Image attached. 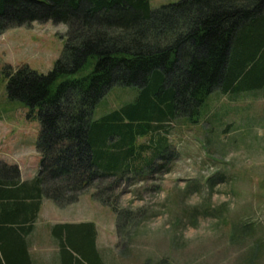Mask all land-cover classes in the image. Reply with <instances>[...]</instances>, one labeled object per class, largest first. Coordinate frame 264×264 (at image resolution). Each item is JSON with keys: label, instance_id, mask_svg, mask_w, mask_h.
<instances>
[{"label": "trees", "instance_id": "16d2710c", "mask_svg": "<svg viewBox=\"0 0 264 264\" xmlns=\"http://www.w3.org/2000/svg\"><path fill=\"white\" fill-rule=\"evenodd\" d=\"M34 21L65 24L66 38L47 73L6 66L8 96L36 109L39 120L35 176L20 181L18 165L0 159L6 264H28L17 229L34 220L43 196L63 207L93 188L92 196L118 221L123 211L106 193L143 166L164 167L154 159L169 151L160 133L165 125L198 123L215 89L235 94L264 84V0H177L156 8L149 0H0V34ZM115 85L135 86L137 94L93 118L95 105ZM156 134L154 142L138 141ZM108 177L113 181L102 185ZM28 196L39 199L25 204ZM57 228L66 231L77 264H100L94 223Z\"/></svg>", "mask_w": 264, "mask_h": 264}, {"label": "rangeland", "instance_id": "374dc122", "mask_svg": "<svg viewBox=\"0 0 264 264\" xmlns=\"http://www.w3.org/2000/svg\"><path fill=\"white\" fill-rule=\"evenodd\" d=\"M175 1L149 0L152 8ZM65 33L63 23L34 21L0 34V159L17 164L25 176L38 169L39 120L36 109L8 96L6 66L47 73ZM136 94L135 86L110 87L92 117ZM165 128L160 133L169 157L154 159L164 167L143 166L106 193L123 211L118 221L92 196L93 188L68 204L95 222L108 264H264V84L235 94L215 89L198 123L178 120ZM151 138L138 141L154 142L157 134Z\"/></svg>", "mask_w": 264, "mask_h": 264}, {"label": "crops", "instance_id": "0c3cea01", "mask_svg": "<svg viewBox=\"0 0 264 264\" xmlns=\"http://www.w3.org/2000/svg\"><path fill=\"white\" fill-rule=\"evenodd\" d=\"M35 174L25 176L20 170V181L30 180ZM27 186L31 187L32 191L37 194V190L33 188L34 185ZM38 199V197L33 198L28 196L24 198V203L28 204ZM71 206L60 207L50 198L43 196L40 199L39 209L34 220H26L19 223L21 227L25 226L22 229L17 227V234L18 238L22 241L28 264H68V257L71 260L69 264H77V254L65 243L66 231H60L58 228L54 231L53 227L59 224H76L82 222L94 223L96 229L95 243L98 252L96 258L100 264H108L102 247L99 245V232L95 222L85 214L81 213L77 215L76 208ZM79 263L87 264L82 260ZM0 264H6L1 252Z\"/></svg>", "mask_w": 264, "mask_h": 264}]
</instances>
